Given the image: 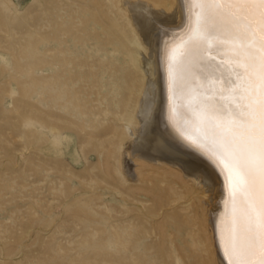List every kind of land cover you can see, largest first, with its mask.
<instances>
[{
	"label": "rangeland",
	"instance_id": "1",
	"mask_svg": "<svg viewBox=\"0 0 264 264\" xmlns=\"http://www.w3.org/2000/svg\"><path fill=\"white\" fill-rule=\"evenodd\" d=\"M137 46L121 0H0V264H214L189 177L123 170Z\"/></svg>",
	"mask_w": 264,
	"mask_h": 264
},
{
	"label": "bare ground",
	"instance_id": "2",
	"mask_svg": "<svg viewBox=\"0 0 264 264\" xmlns=\"http://www.w3.org/2000/svg\"><path fill=\"white\" fill-rule=\"evenodd\" d=\"M121 4L135 26L139 46L134 61L143 77L137 109L126 127L129 151L122 160L123 170L128 176H134L132 163L145 160L176 166L188 176L189 183L199 189L198 211L202 227L209 236L213 263L227 264L225 249L231 235L233 214L231 202L225 204L228 193L221 168L226 170V162L219 161L221 168L213 162L214 126L203 116L194 114L199 99L196 85L205 82L206 76L215 69L212 64L198 63L188 50L189 20L184 0H164L163 5L150 0H121ZM193 8L199 11V6L193 5ZM159 28L169 32V44L164 52L166 41L163 43ZM176 32L180 33L176 35ZM163 54L164 69L161 66ZM220 60L217 56L213 64H219ZM207 82L221 87L215 75ZM135 177L138 178L137 174ZM165 205L166 202L144 208L140 220L152 221ZM168 221L170 232L176 226V217L171 215ZM185 227L179 228L178 237ZM136 232H139L137 240L145 242L143 225Z\"/></svg>",
	"mask_w": 264,
	"mask_h": 264
},
{
	"label": "snow or ice",
	"instance_id": "3",
	"mask_svg": "<svg viewBox=\"0 0 264 264\" xmlns=\"http://www.w3.org/2000/svg\"><path fill=\"white\" fill-rule=\"evenodd\" d=\"M184 3L188 50L215 69L196 85L194 114L214 126L213 162L218 168L226 162L221 172L233 219L225 260L264 264V0ZM213 75L221 87L207 82Z\"/></svg>",
	"mask_w": 264,
	"mask_h": 264
}]
</instances>
